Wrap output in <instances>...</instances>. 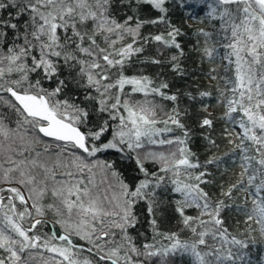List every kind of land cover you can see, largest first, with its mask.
I'll return each instance as SVG.
<instances>
[{"label":"snow or ice","instance_id":"1","mask_svg":"<svg viewBox=\"0 0 264 264\" xmlns=\"http://www.w3.org/2000/svg\"><path fill=\"white\" fill-rule=\"evenodd\" d=\"M167 2L122 0L133 15L120 22L111 14L112 0H0V11L14 10L9 18L0 16V40L8 36L5 29L22 40L7 52L0 50V104L16 116L11 128L0 115V264H94L79 255L84 246L73 238L90 244L87 252L105 264H174L177 255L189 257L191 264L234 262L243 257L226 246L246 245L229 239L223 227L222 213L229 208L243 211L264 232V0L206 4L207 18L216 23L212 32L197 31L193 51L201 62L223 67V77L214 75L217 67L208 75L223 84L216 102L224 108L222 136L232 147L203 162L188 145L198 129L210 147H218L210 135L215 130L211 114L198 118L192 129L182 123L186 110L176 105L166 111L156 103L155 97L174 104L179 100L168 94V82L126 75L153 44L159 58L145 56L140 62L184 75L187 54L177 40L183 33L171 24ZM142 5L156 15L140 18ZM154 25L164 28L143 33ZM62 70L67 72L63 78ZM13 74L18 78L10 79ZM32 74L38 78L32 80ZM53 81L55 87H44ZM69 85L82 92L81 103L71 96L59 99ZM135 94L143 99H132ZM206 97L212 93L189 95L203 105L198 113H207ZM91 112L107 114V119L82 131ZM107 152L134 159L143 178L130 185L114 162L94 159ZM210 166L239 169L235 183L219 185L216 199L205 190L217 186L209 178ZM98 173H103L99 184ZM160 189L172 194L169 206L181 231L191 233L189 239L161 230ZM234 191L248 195L236 204ZM48 197L53 202L44 204ZM140 205L143 221L135 211ZM189 209L197 215H187ZM49 211L65 234H40ZM143 222L153 230V242L137 246L130 231Z\"/></svg>","mask_w":264,"mask_h":264},{"label":"trees","instance_id":"2","mask_svg":"<svg viewBox=\"0 0 264 264\" xmlns=\"http://www.w3.org/2000/svg\"><path fill=\"white\" fill-rule=\"evenodd\" d=\"M198 0H168L166 6L169 8L168 18L171 21L172 25H175L181 30L183 35L178 36L177 40L182 44L185 53L187 54L186 58L182 59V67L184 68V75L180 76L172 72L171 68L166 65H151L144 64L140 61L144 60L145 56H157L156 46L151 45L148 50L138 57L130 66L126 75H146L153 79L156 84H159L161 81L169 83V89L167 90L168 94H177L179 100L174 104L173 102L163 101L159 97H155L157 104L164 106L165 110H171L174 106L178 105L181 111H187L189 113L186 119H182V123L189 126L192 129H197L196 120L201 118L203 115L208 113L211 114L210 118L214 120L215 130L210 133L211 138L216 140L218 147H210L208 141L201 138L202 134L197 129L193 134L192 141L189 142V147L191 150L196 153V156L201 162L205 161L212 156L221 157L225 153L229 152L232 145L228 143V140L223 138L222 133L225 127L223 120L219 119L224 112V108L216 102L218 96V87L222 88L223 84L211 78L208 75L209 69L211 67H217L216 73L223 77L224 70L223 67H218L207 61L201 62L198 54H195L193 51V44L197 38L196 33L199 29H204L207 32H212L213 24L216 21L209 20L206 16L207 13H201L196 8ZM13 9H8V12H13ZM8 12L0 11V16L5 18L8 17ZM111 14L118 21L122 22L126 15H133V9H129L126 6H122V0H112ZM140 18L154 17L156 13L147 8V6L142 5L139 12ZM26 18V17H25ZM15 22V21H13ZM164 26H151L143 29V33L146 35L148 33L156 34L158 30H163ZM8 32V36L5 40H0V50L7 52V48L11 47L13 43L19 44L22 43V40H15L13 32L11 30L5 29ZM62 34V32L60 33ZM202 39V38H201ZM130 42V41H126ZM98 43L103 44V38L98 40ZM119 46V45H118ZM174 51V50H173ZM165 55H168L166 53ZM67 75V72L62 70L61 78ZM75 75V73H73ZM18 75L13 74L10 79H17ZM32 80L37 79L38 77L34 74L30 76ZM44 87L53 88L55 87V82L52 83L45 82ZM130 91V89H128ZM208 91L212 93L211 98H204V104L207 105V113H198V110L203 106L200 103H193L189 100V95L198 96L199 92ZM71 96L75 103H81L83 100L82 92H79L74 88L73 85H69V91L64 94V96L59 97V99H65ZM78 97V98H77ZM132 99L141 100L143 96L141 94L133 95ZM152 99V97H149ZM82 107H92L91 105L81 104ZM0 115H3L5 118V123L11 127H16V116L12 113V110L7 107L5 104H0ZM107 119V114L97 115L95 112H91L87 124V128H83L82 131H86L88 128H95L102 120ZM236 131H239L237 128ZM179 134V133H177ZM208 134V133H205ZM110 136V133L106 134ZM37 147H42V144H38ZM100 161L114 162V168L120 173L124 182L133 185L138 182L139 179H142L143 176L137 171V165L134 159H121L120 155L114 152H107L103 154H97V157ZM150 171L156 170L157 166L154 164L146 165ZM63 171V169H61ZM209 171L212 172V177L210 179H215L216 187L207 186L206 191H209L213 199H216L219 196V185L223 182L225 188L229 184L235 183L238 179L236 173L239 172V169H228L225 170L222 166L219 170L215 166H210ZM103 179V173H98L95 176L96 183H100ZM106 187V184L101 185V191ZM157 197L164 202V207L161 209L159 215H163L164 219L159 221L160 228L165 232H180L182 239H189L191 233L187 230L181 231V225L178 223V216H176L169 206L172 194L164 191L163 189L157 190ZM246 192H233V196L236 197L235 203H242L243 198L247 197ZM50 197L45 198L43 201L44 204L52 203ZM228 202V201H226ZM247 206L250 208L251 203L248 202ZM144 205H140L139 208L135 211L139 214L141 220L145 219V213L143 211ZM187 215L195 216L197 212L195 209L187 210ZM35 219H41V217L36 216ZM46 221L45 225L40 228V234L47 233L51 235L53 232L63 235L64 230L56 223L58 217H56L52 212H46V215L42 218ZM222 219L224 221L223 227L227 229V235L229 239L235 237L238 240L243 241L245 247H240L238 245H228L226 247H231L233 251H239L242 259L233 261H227L225 264H264V232L261 231V225L255 223V220H248L244 215L243 211H239L235 208L226 209L222 213ZM139 233V235H137ZM130 234L134 238L137 246H140L144 243L153 242V230L149 227V224L146 222L141 223L137 228L132 229ZM74 242L79 245L84 246V251L79 255L86 256L89 259L94 261V264H105L104 261H98L94 254H89L87 248L91 247L86 241L79 240L78 238H73ZM119 236L116 237L118 241ZM159 239V238H157ZM162 243L167 244L168 241H162ZM46 255H51L47 254ZM174 264H191V260L187 256L177 255L173 258Z\"/></svg>","mask_w":264,"mask_h":264},{"label":"rangeland","instance_id":"3","mask_svg":"<svg viewBox=\"0 0 264 264\" xmlns=\"http://www.w3.org/2000/svg\"><path fill=\"white\" fill-rule=\"evenodd\" d=\"M208 3V0H198L196 4L197 10L201 13H207L206 4Z\"/></svg>","mask_w":264,"mask_h":264}]
</instances>
